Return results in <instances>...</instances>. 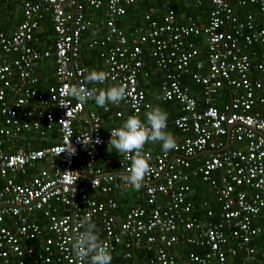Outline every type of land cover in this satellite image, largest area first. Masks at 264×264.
<instances>
[{"label": "built area", "instance_id": "1", "mask_svg": "<svg viewBox=\"0 0 264 264\" xmlns=\"http://www.w3.org/2000/svg\"><path fill=\"white\" fill-rule=\"evenodd\" d=\"M13 1L0 2V10ZM208 1L204 25L163 3L149 6L128 35L118 25L128 7L155 0H22V22L0 31V264H88L71 249L84 216L101 232L111 264L113 255L133 260L142 248L151 253L146 264H264V51L255 49L264 46V0H241L257 8L245 17L230 0ZM47 19L53 34L41 37ZM87 47L100 49L101 83L85 80ZM147 55L164 76L161 99L180 104L166 124L176 130V147L143 148L149 172L139 190L125 189L133 154L119 155L117 167L96 165L117 126L104 134L102 114L67 90L124 86L126 98L103 111L140 117L152 108L140 86L151 76ZM47 61L55 83L40 89L37 69ZM187 75L202 87L201 102L183 86ZM49 134L56 141L48 147L21 143ZM68 143L74 154L62 150ZM195 178L210 184L213 200L194 199ZM117 188L137 192L124 214L112 196Z\"/></svg>", "mask_w": 264, "mask_h": 264}, {"label": "trees", "instance_id": "2", "mask_svg": "<svg viewBox=\"0 0 264 264\" xmlns=\"http://www.w3.org/2000/svg\"><path fill=\"white\" fill-rule=\"evenodd\" d=\"M230 1L233 4V6L236 8L240 17H245V15L247 13L256 11V9H257L256 6H254L253 4H250L249 2L245 6H240L239 2L241 0H230ZM246 1H248V0H246ZM3 2H4V0H2L1 3H3ZM163 3L167 4L171 8L175 9L178 16L180 17V19L182 18V20L187 16H192V17L197 19L198 14H200V13H202V15L208 16L210 9H212V7H213L212 4L208 0H204V2L201 5L197 4V0H155V2H152V3L142 2V3H139L137 5H133V6L128 7L127 13L123 17L120 18V20L118 21V25L121 28H123L127 32L128 35H132L134 30L143 24L144 19H145V14H146L149 6H151V5H160L161 6ZM91 11H93V9H91ZM1 12H2V10H0V13ZM98 13L101 14V11H99ZM156 17L159 18V16H156ZM46 24H47V31L52 33L53 29H52L51 20L47 19ZM195 40H196V42H199V40L197 38ZM255 49L258 51V53H261L262 51H264V46H256ZM205 58H206V53L203 52L201 55V59L206 61ZM258 61H260V58L258 56L252 57V64L253 65H255ZM101 62H102V59L100 56V49L99 48L87 47L86 49H84L82 51L80 63L84 67L88 68L89 70H101V66L103 65V62H102V65H101ZM48 63L50 64V62H48V61L44 62V64H46V66L50 69V73H53V76H54V67L47 65ZM146 68L151 71V76L147 80L140 79V86L143 89H145L146 92L148 93V98L152 102V108L153 107H160L162 110H164L167 113V116H168L167 119L171 122V121H173V119L176 116H179L181 114L180 104L178 102H175V101L164 102L161 99L160 86H161V83H162L164 76H163L162 71L156 69V66L154 64V60L149 55H147V57H146ZM193 69H195V68H193ZM42 81H43L42 78H40L39 87H40V89H45L46 86L42 84ZM54 81H55V78H54ZM90 84H92V83H90ZM182 84L200 102L203 100V89L199 84H197L192 79L191 75L185 76L182 79ZM48 85H51V84L49 83ZM107 87H109L108 84H104V85L102 84V85H99L98 90L99 89H105ZM229 99H230V97H227L224 100L219 101L217 105L221 108L223 106V104H225L229 101ZM90 104H93L95 107V108L91 109L92 111L94 110V111H97L100 113V111L102 110L101 107L96 106L94 101H92V100H89L87 103V105H90ZM91 110H89V111H91ZM107 114L111 115L112 113L109 112ZM145 114H146V112L142 116L138 117L139 119L141 117H143V118H141L142 122L144 121ZM112 115H114V114H112ZM102 117H104V116H102ZM103 120H104V118H103ZM114 125H118L115 120L112 122L111 126H114ZM119 125H121V124H119ZM107 128H109V126L107 127L106 124L104 125V123H103V129H102L103 131L102 132L104 134H105V131L107 130ZM175 131L176 130L173 128V126H171L169 129V132L171 134H175ZM44 146H46L44 143L37 144L36 148L40 149V148H44ZM152 151L160 152L162 150H161V147L158 146V147H155L154 149H152ZM118 158H119V155L115 152V150L113 149L112 152H109L107 150V144H105L104 146H102L98 150L96 165L98 167H105V168H108L110 165L117 167L118 166ZM193 165L194 166L196 165L195 160H193ZM17 181H22V178L20 177ZM191 185L196 191V194L194 195L195 200L199 201L202 199H212V200L214 199V191H213V189L209 183L203 182L202 180H200V178H195L191 181ZM117 190H119V191H118V194L116 196H114L115 192L112 194V196L115 197L119 203V209H118L117 214H124L128 209H130L132 206L135 205L136 198H137L136 197L137 192L132 191L131 197L133 198V202H132V204H129L130 200H128L127 194L126 193L123 194L120 192V190H125V189L117 188ZM142 202L145 205L147 211H149L151 206L147 205V201L145 200V196L142 197ZM262 223L263 222L261 219H258L255 221V224H257V225H260ZM98 234L102 235L101 232H99ZM187 250L188 251H195V249L192 247H188ZM176 251H177V249H176ZM135 253H136L135 254L136 257L133 260H128V261L122 259L120 254L113 255L114 264H146L149 257L151 256V253H149L145 248H142L140 250H136Z\"/></svg>", "mask_w": 264, "mask_h": 264}, {"label": "clouds", "instance_id": "3", "mask_svg": "<svg viewBox=\"0 0 264 264\" xmlns=\"http://www.w3.org/2000/svg\"><path fill=\"white\" fill-rule=\"evenodd\" d=\"M102 71H88L85 80L88 83H101L105 80ZM67 94L80 103L89 100L94 101L98 107H105L106 104H118L126 98V88L114 85L105 89L87 90L78 86L71 87ZM167 113L160 107H153L146 112L142 122L136 116L129 115L122 124L110 131L107 140V150L113 149L118 155L133 154L130 167L122 175V187L139 190L149 172V161L141 155L142 149L147 143H159L162 151L175 149V137L166 131ZM62 150L74 154L75 149L68 143ZM61 150V151H62ZM83 231L76 234L71 241L73 253L80 258H87L88 264H111L112 256L110 250L102 243L96 226L88 216L80 220Z\"/></svg>", "mask_w": 264, "mask_h": 264}, {"label": "crops", "instance_id": "4", "mask_svg": "<svg viewBox=\"0 0 264 264\" xmlns=\"http://www.w3.org/2000/svg\"><path fill=\"white\" fill-rule=\"evenodd\" d=\"M0 2H2V0H0ZM2 12L0 13V31H5V32H8V33H11L12 31L15 30V28L22 22L23 20V7H22V0H14L10 6L8 8H2L1 9ZM4 10V11H3ZM200 15V16H199ZM97 16H102L101 14L98 13ZM200 22L204 25L207 23V19H208V16L207 15H202V13L198 14V17H197ZM45 33L44 35H52V33H50L49 31H47V24H43L42 28H41V31H40V36L42 37V33ZM49 66H52L51 64H47ZM101 65H102V62H101ZM53 68V67H52ZM38 71V75L41 76L40 78H42V84L46 86H48V84H52L54 83V76H53V73H50V69L46 66V64L42 63L40 64V66L38 67L37 69ZM91 71V70H90ZM97 71H104V66L102 65L101 66V70H97ZM45 88V89H46ZM92 108H95L93 104H90V105H87V111L91 110ZM100 113L102 114V116H104V120H103V123L104 125L106 124V126L109 128L112 127V122L115 120L117 122L118 125H114V126H117L119 127L120 125L119 124H122V122L124 121V119H116L114 117V115H110V114H107L103 111V109L100 111ZM143 118V117H141ZM140 118V119H141ZM108 129V128H107ZM54 135V134H52ZM51 135H47L45 137H31L30 139H25V140H22L21 143H25L27 141H31L33 143H36V144H42L44 143L46 146L44 147H48L50 146L51 144H53L55 141H56V138H53L51 139L50 138ZM46 138H50V139H46ZM160 146L159 143H147L145 144L144 148L148 149V150H152L154 149L155 147H158ZM20 177L17 178V180L19 179ZM18 182H21V181H18ZM118 191L119 190H116L115 193H114V196H116L118 194ZM121 193H126L127 196H128V200L129 201V204H132L133 202V198L131 197L132 196V191L131 190H120Z\"/></svg>", "mask_w": 264, "mask_h": 264}, {"label": "water", "instance_id": "5", "mask_svg": "<svg viewBox=\"0 0 264 264\" xmlns=\"http://www.w3.org/2000/svg\"><path fill=\"white\" fill-rule=\"evenodd\" d=\"M86 114H88V112L86 111Z\"/></svg>", "mask_w": 264, "mask_h": 264}]
</instances>
